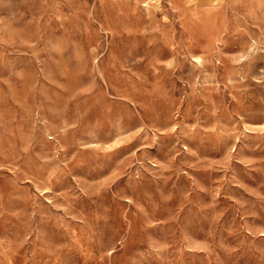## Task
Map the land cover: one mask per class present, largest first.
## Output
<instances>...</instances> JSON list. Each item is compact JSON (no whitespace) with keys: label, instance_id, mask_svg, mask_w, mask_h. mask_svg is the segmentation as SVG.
I'll return each mask as SVG.
<instances>
[{"label":"rangeland","instance_id":"obj_1","mask_svg":"<svg viewBox=\"0 0 264 264\" xmlns=\"http://www.w3.org/2000/svg\"><path fill=\"white\" fill-rule=\"evenodd\" d=\"M0 264H264V0H0Z\"/></svg>","mask_w":264,"mask_h":264}]
</instances>
